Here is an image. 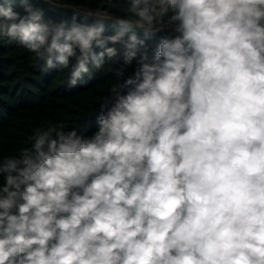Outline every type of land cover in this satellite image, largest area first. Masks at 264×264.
<instances>
[{
	"label": "clouds",
	"instance_id": "clouds-1",
	"mask_svg": "<svg viewBox=\"0 0 264 264\" xmlns=\"http://www.w3.org/2000/svg\"><path fill=\"white\" fill-rule=\"evenodd\" d=\"M128 11L50 27L35 0H0V38L48 68L75 57L73 86L117 44L139 66L118 73L91 136L36 129L0 159V264H264V0ZM166 16L171 35L156 26Z\"/></svg>",
	"mask_w": 264,
	"mask_h": 264
},
{
	"label": "trees",
	"instance_id": "trees-1",
	"mask_svg": "<svg viewBox=\"0 0 264 264\" xmlns=\"http://www.w3.org/2000/svg\"><path fill=\"white\" fill-rule=\"evenodd\" d=\"M54 1L137 19L128 11L130 0ZM14 9L24 15L19 6L14 5ZM167 20L166 16L157 23ZM43 23L52 26L59 22L44 16ZM114 46L120 51L118 57H105L100 68L89 64V73L82 74L73 86L70 80L75 57L70 58L67 67L56 64L48 68L47 54L38 55L7 35L0 38V159L19 157L23 150L31 149L36 129L62 127L64 131L76 129L79 134L91 136L97 129L98 115L114 101L113 86L132 76L139 67L135 60L126 64L123 46ZM153 48L154 45L148 46L149 55ZM121 72L124 77L118 75Z\"/></svg>",
	"mask_w": 264,
	"mask_h": 264
},
{
	"label": "water",
	"instance_id": "water-1",
	"mask_svg": "<svg viewBox=\"0 0 264 264\" xmlns=\"http://www.w3.org/2000/svg\"><path fill=\"white\" fill-rule=\"evenodd\" d=\"M36 5L44 10L45 15L47 17L53 18L56 21L60 22L61 20L69 19L73 15L74 12H84L90 11L93 13H99L102 18L110 19V18H122L119 16L107 14L104 12H99L95 10H86L84 8H80L77 6L56 2L54 0H35ZM18 6V5H15ZM126 19V18H125ZM173 30L162 29L161 34H169L171 35ZM152 45V44H151Z\"/></svg>",
	"mask_w": 264,
	"mask_h": 264
},
{
	"label": "built area",
	"instance_id": "built-area-1",
	"mask_svg": "<svg viewBox=\"0 0 264 264\" xmlns=\"http://www.w3.org/2000/svg\"><path fill=\"white\" fill-rule=\"evenodd\" d=\"M156 26L160 27L162 29H167V30H173L174 29V25L173 24H169L168 20L164 21V22H161V23H156Z\"/></svg>",
	"mask_w": 264,
	"mask_h": 264
}]
</instances>
